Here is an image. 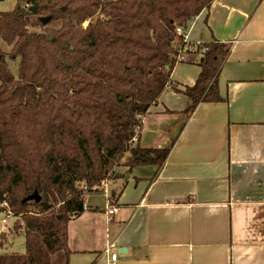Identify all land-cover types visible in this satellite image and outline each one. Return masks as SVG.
I'll list each match as a JSON object with an SVG mask.
<instances>
[{
	"label": "trees",
	"instance_id": "1",
	"mask_svg": "<svg viewBox=\"0 0 264 264\" xmlns=\"http://www.w3.org/2000/svg\"><path fill=\"white\" fill-rule=\"evenodd\" d=\"M213 1L18 0L0 11V203L25 239V251L0 254V264H69V222L84 212L85 194L118 177L120 165L131 173L164 164L171 146L144 148L133 138L175 84L177 61L201 67L182 91L188 113L223 100L218 82L231 45H189L177 31Z\"/></svg>",
	"mask_w": 264,
	"mask_h": 264
},
{
	"label": "crops",
	"instance_id": "2",
	"mask_svg": "<svg viewBox=\"0 0 264 264\" xmlns=\"http://www.w3.org/2000/svg\"><path fill=\"white\" fill-rule=\"evenodd\" d=\"M184 39L231 45L223 100L188 113L182 91L201 67L177 61L171 74L181 91L164 88L138 140L171 146L169 155L85 197L87 208L69 222V264H264V0H214ZM111 205L118 210L108 220Z\"/></svg>",
	"mask_w": 264,
	"mask_h": 264
},
{
	"label": "rangeland",
	"instance_id": "3",
	"mask_svg": "<svg viewBox=\"0 0 264 264\" xmlns=\"http://www.w3.org/2000/svg\"><path fill=\"white\" fill-rule=\"evenodd\" d=\"M18 0H0V11H11L15 8ZM87 24V22H85ZM12 71L15 76L18 73V62L12 65ZM128 158V155H127ZM125 159L123 160V162ZM116 172L124 176L128 173V167L120 165L116 168ZM128 173L127 175H129ZM7 218V223H3L2 220ZM16 219L11 216H7V213L0 210V254L5 252H17L22 253L25 251V239L24 233L21 231L16 233L13 228ZM2 241L4 244H2Z\"/></svg>",
	"mask_w": 264,
	"mask_h": 264
},
{
	"label": "built area",
	"instance_id": "4",
	"mask_svg": "<svg viewBox=\"0 0 264 264\" xmlns=\"http://www.w3.org/2000/svg\"><path fill=\"white\" fill-rule=\"evenodd\" d=\"M177 31H178V33L183 34V35L185 36V32H186V30H185L182 26H179V27L177 28ZM133 139H134V142H135V143L138 142L137 137H134ZM105 183H106V180L102 181L101 185H104ZM106 191H107V190H106ZM88 194H89V193H86V194H85V197H86ZM0 208H2L3 211H5V212L7 213V216H11V217H12V212H11V210L9 209V207H8L6 201L0 203ZM86 208H87V206L85 205V209H86ZM117 210H118V206H115V205H111V206H109V207L107 208V211H106L107 219H108V220L112 219V216L117 212ZM2 222H3V223H4V222L6 223V222H7V218L5 217V218L2 220ZM106 252L109 253V248H106ZM117 258H118V253L113 252L112 255H111V260H112V261H116Z\"/></svg>",
	"mask_w": 264,
	"mask_h": 264
},
{
	"label": "water",
	"instance_id": "5",
	"mask_svg": "<svg viewBox=\"0 0 264 264\" xmlns=\"http://www.w3.org/2000/svg\"><path fill=\"white\" fill-rule=\"evenodd\" d=\"M32 10H34V8H32ZM48 19H49L48 17H43V18H41V21H42L44 24H47ZM50 38H51V37H50ZM29 199H30V200H33V201L36 202V201H40V200H41V197H40L39 193L36 192L35 194L30 195V196H29ZM42 206H44L46 209L50 207L49 204H47V203H45V202H42Z\"/></svg>",
	"mask_w": 264,
	"mask_h": 264
}]
</instances>
